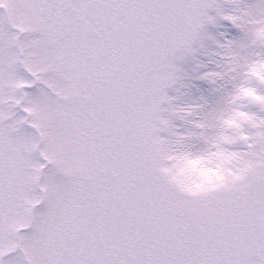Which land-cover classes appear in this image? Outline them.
Segmentation results:
<instances>
[{"label": "snow or ice", "instance_id": "6c2138e0", "mask_svg": "<svg viewBox=\"0 0 264 264\" xmlns=\"http://www.w3.org/2000/svg\"><path fill=\"white\" fill-rule=\"evenodd\" d=\"M0 264H264V0H0Z\"/></svg>", "mask_w": 264, "mask_h": 264}]
</instances>
